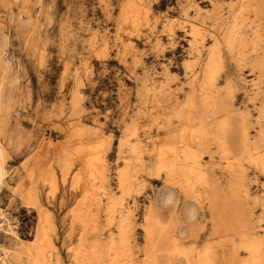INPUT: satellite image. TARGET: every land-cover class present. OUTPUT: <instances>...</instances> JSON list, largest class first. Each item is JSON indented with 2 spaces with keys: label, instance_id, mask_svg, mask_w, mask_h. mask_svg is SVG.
<instances>
[{
  "label": "bare ground",
  "instance_id": "1",
  "mask_svg": "<svg viewBox=\"0 0 264 264\" xmlns=\"http://www.w3.org/2000/svg\"><path fill=\"white\" fill-rule=\"evenodd\" d=\"M0 2L6 9L21 4L27 10L28 21L22 24L19 19L17 30L24 35L29 53L42 63L47 40L39 36L41 26L29 10L32 1ZM34 5L42 8L44 0ZM201 10L196 8L193 20L188 10H183L186 20L182 25L188 28L195 59L186 64L190 71L188 91L179 97L180 89H173L168 71L159 84L147 73L137 80L144 117H151L153 123L142 126L137 116L123 131L118 151L120 199L111 189L105 190L112 136L102 131L100 123L94 127L80 118L84 111L78 90L81 70L74 77L69 104H61L62 115L68 112L67 119L50 121L49 139L42 144L46 157L39 160L31 155L20 168L10 167L12 154H17L22 144L20 118L26 107L17 93L19 78L5 58L9 42L0 37V264H63L55 244L57 225L48 207L58 188L56 170L60 183L71 181L70 190L81 192L71 210L72 225L80 228L78 244L71 248L72 264H264V224L262 219L259 224L248 223L254 216L251 208H260L264 216V194L252 193L246 183L250 168L264 177V26L253 22L257 25L251 29L247 23L246 13L254 10L251 0H239L229 19L218 18L215 31L207 26ZM120 13L121 24L136 31L142 25L152 32L156 28L149 0H127ZM44 21L49 26L53 21L50 8ZM163 30L174 41L173 24L163 23ZM93 35L99 34L94 31ZM207 37L212 39L208 48L204 45ZM124 42L125 47L136 50L134 41ZM155 46H159V39ZM107 48L105 43L100 53L105 55ZM228 58L240 73L248 68L255 78L229 76L222 84ZM132 59L135 66L143 62L136 52ZM239 91L245 97L243 103H251L255 116L248 108H237ZM152 125L160 131L156 137L150 129L144 130ZM44 158L48 162L44 163ZM220 170L225 183L218 177ZM144 175L162 177L164 187L145 209L141 223L144 244L140 247L130 235L138 200L128 207L123 196L139 194ZM102 191L104 195H99ZM17 205L37 215L32 240L20 235L11 213ZM200 212L212 224L211 236L219 238L218 242H206L202 248L186 247L184 239L190 232L194 235L193 225ZM102 214L115 230L106 242L87 245L91 225Z\"/></svg>",
  "mask_w": 264,
  "mask_h": 264
},
{
  "label": "rangeland",
  "instance_id": "2",
  "mask_svg": "<svg viewBox=\"0 0 264 264\" xmlns=\"http://www.w3.org/2000/svg\"><path fill=\"white\" fill-rule=\"evenodd\" d=\"M31 1L29 9L31 15L39 21L41 26L39 36L47 40L42 63L38 57H33L29 53L24 35L17 30L19 19L22 24L27 23L28 16L24 12L27 10H23L21 4H14L11 9H6L0 2V37H4L9 42L5 58L10 61L14 74L19 78L17 93L23 98L26 107L20 118L22 144L20 151L12 154L13 160L10 167L20 168L26 158L31 155H36L39 160H42L41 157L46 151L42 144L49 139L50 121L59 118L64 121L67 119L68 112L62 115L61 104L63 102L69 104L74 89V77L76 72L81 70L79 82L82 84L79 85L78 90L82 94L84 111L80 118L94 127L100 123L104 126L102 131L112 136L111 147L107 154L108 181L105 184V190L111 189V192L114 191L112 194L120 199L121 192L117 191L118 166L121 165V161L118 160V151L123 131L131 118L137 116L142 126H151L153 123L151 117H144L145 109L137 93V80L147 73L148 76L151 75L154 83L159 84L165 77V71H168L172 79L171 86L173 89H180L179 97L184 95L188 91L190 82V71L186 69V64L188 60L190 63V60L195 59L190 51L191 37L188 28L182 25V21L186 20L183 10H188V15L193 20L196 17V8L202 9V18L205 19L207 26L215 31L220 23L218 18L229 19L232 12L237 10L239 0H149L151 21L156 24L154 32L146 25L140 26L136 31L128 25L121 24L120 11L127 0H44L42 8L34 5L37 0ZM251 1L254 10L246 13L247 23L250 24L251 29L257 24L264 26V12L261 11V9L264 11V0ZM187 6L192 7L186 8ZM48 8L53 17L50 26L44 21ZM165 22L174 26L176 34L174 41H171L168 34L164 33L163 23ZM253 22L257 24L253 25ZM186 26L188 27V24ZM94 31L99 34L97 37H94ZM149 39L153 41L149 42ZM157 39H159L158 47L155 46ZM128 40L134 41L136 50L133 51L143 59V62L136 66L132 59L134 52L125 47L127 43L124 41ZM105 43L109 49L107 48L106 54L103 55L100 52L104 50ZM211 43L212 39L207 37L204 45L208 48ZM39 45L41 47L42 43L40 42ZM193 68L197 69V65L194 64ZM229 76H243L247 80L255 78L248 68L240 73L230 58L227 60L226 71L221 75V83L223 84ZM237 95L238 99L235 101L237 108L244 111L248 108L255 116L251 103L248 101L243 103L245 97L242 91L237 92ZM13 125L16 126L15 123ZM149 129L154 137L160 132L155 125L144 130ZM48 160L44 158L43 161L46 163ZM55 173L58 188L54 196H50L51 204H48V207L57 225L58 237L55 240L57 250L63 264H72L73 250L71 248H75L78 244L77 235L80 228L72 225L71 210L77 199L81 197V192H77L78 194L72 192L69 188L71 181L67 180L66 184H62L60 172L56 170ZM218 173L219 178H225L221 170ZM223 182L225 183L226 179H223ZM246 183L252 193L264 194V177L256 174L251 168L248 169ZM163 187L162 177L144 175V180L138 189L139 194L123 196V203L128 207L133 204L135 198L138 200L137 208L133 213L136 224L130 231V235L140 247L144 244L141 223L145 209ZM47 191L44 189V194ZM99 195H104V192H100ZM181 205L182 201L179 203V206ZM15 207L11 213L17 221L21 237L32 240L37 225L36 213L22 209L18 205ZM250 211L254 212L253 218L248 219L250 225L259 224L258 220L261 219V224H264V216L260 208H251ZM166 213L169 214V212ZM203 215L204 212H200L197 216V222L193 225L194 235L190 232V235L184 239L186 247L202 248L206 242L213 244L218 242L219 238L211 236L212 224L203 219ZM93 222L86 244L106 242L110 231H114L115 227L108 226L104 214L97 216ZM0 241H3L1 236ZM137 251L138 256H141L139 250Z\"/></svg>",
  "mask_w": 264,
  "mask_h": 264
}]
</instances>
